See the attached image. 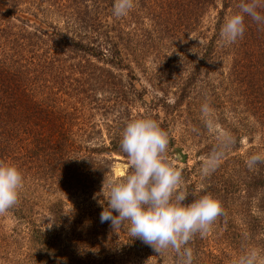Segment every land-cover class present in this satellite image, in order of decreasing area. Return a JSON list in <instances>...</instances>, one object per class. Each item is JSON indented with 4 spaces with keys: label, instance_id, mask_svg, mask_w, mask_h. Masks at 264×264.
Returning <instances> with one entry per match:
<instances>
[{
    "label": "trees",
    "instance_id": "obj_1",
    "mask_svg": "<svg viewBox=\"0 0 264 264\" xmlns=\"http://www.w3.org/2000/svg\"><path fill=\"white\" fill-rule=\"evenodd\" d=\"M239 3L134 0L127 16L116 17L114 0H0V161L24 177L0 251L25 243L26 264H116L115 253L131 252L145 264H178L173 250L159 255L100 220L108 181L131 172L130 165L115 176L111 167L113 155L128 160L122 131L147 116L169 133L168 156L182 172L185 203L192 193L222 202L208 233L189 242L193 264H227L248 248L264 264V163L252 170L245 163L264 153V26L245 17L243 38L224 44L221 27ZM257 10L264 15V7ZM54 13L62 27L50 19ZM141 52L153 56L152 72ZM132 63L161 92L142 111L133 104L149 90L135 87ZM110 67L128 72L117 78ZM205 103L226 137L209 138ZM214 149L223 156L204 175ZM179 150L182 165L172 162Z\"/></svg>",
    "mask_w": 264,
    "mask_h": 264
},
{
    "label": "clouds",
    "instance_id": "obj_2",
    "mask_svg": "<svg viewBox=\"0 0 264 264\" xmlns=\"http://www.w3.org/2000/svg\"><path fill=\"white\" fill-rule=\"evenodd\" d=\"M134 6V0H114L113 15L127 16ZM261 7L264 5L260 0H240L239 11L226 17L221 27L223 43L230 45L243 38L245 17L264 26V15L257 10ZM201 112L210 129L213 122L208 118L210 110L206 103ZM168 147L169 133L156 119L146 116L126 124L120 148L130 161L131 172L121 180L108 181V190L104 192L103 189L107 206L101 212L100 220L110 222L115 230L125 228L131 238L140 239L159 255L173 250L178 256V264H193V249L188 246L189 242L197 234L205 236L208 233L223 214V206L212 194L192 193V202L185 203L189 194L181 188L182 172L171 163ZM222 156V151L214 149L203 162L202 173L208 175L214 171ZM245 163L250 170L254 169L264 163V153L252 154ZM23 186L20 168L0 161V215L18 204ZM227 264H260V254L256 248H248Z\"/></svg>",
    "mask_w": 264,
    "mask_h": 264
},
{
    "label": "rangeland",
    "instance_id": "obj_3",
    "mask_svg": "<svg viewBox=\"0 0 264 264\" xmlns=\"http://www.w3.org/2000/svg\"><path fill=\"white\" fill-rule=\"evenodd\" d=\"M51 15L52 16L50 17V19H53L56 23H58V26L62 27L63 26L62 18H60V16H58V14H56V13L51 14ZM140 55L143 58L142 62H144V67L147 66L146 71L152 72V70L154 68L153 56L146 54V53L143 54V52H141ZM131 67H132L130 69L131 73L135 74V76H134L135 80L133 81L135 87L138 90H142L144 88L149 90L146 93V95L143 96V99H142L143 102L136 101L133 104L134 108H136V109H134V111H142L143 110L142 107H144V105L151 106L152 103L150 102V100L155 99L156 98L155 96H157V97L161 96V92L159 90L154 89V88L152 89V87L149 86V84L147 83V81L145 79V77L147 75H144L141 72L144 70L138 68V67H143L142 65L138 66L135 63H132ZM109 69H111L112 73L117 78H119V75L124 76V74H126L128 72L127 70H123V69L117 68V67H110ZM73 76L79 77L80 74L76 73V74H73ZM122 79H127V77H122ZM117 81H119V79ZM170 92H171V90H170ZM171 96L172 95L168 96L169 100H171ZM140 106H142V107H140ZM158 109H160V108H158ZM176 130H178V128H176ZM207 130H208V134L210 135L209 138L226 137L225 130L221 125L213 124V127H211L210 129L207 127ZM257 138L258 137H256V139ZM193 143H191V145H190V151H189V155H188L189 165H192L195 162L194 154H195L196 147L193 146ZM246 143H247V139H246V137H244L242 139V145L244 144V147H245ZM241 149H243V148H241ZM113 157H114V160L112 161L111 167H112L114 175L115 176L123 175L125 173V171L130 167V161L124 159L121 156H117V155H113ZM184 159H185L184 152L179 150V151L175 152L174 158L172 159V162L174 164L182 165ZM13 224H14V221L9 214L5 213L4 215H0V235L2 236L3 232L6 233V231L9 230ZM1 249H3V248H0V250ZM26 252H27V246L25 243H21L17 248L12 247V246H10L9 248H5L4 250L0 251V264H26L24 262ZM140 255H142V254H140ZM143 258H144L143 256L137 257V254L135 252H131L128 255H126V254H120L119 255V254L115 253L114 259L116 261V264H145Z\"/></svg>",
    "mask_w": 264,
    "mask_h": 264
}]
</instances>
